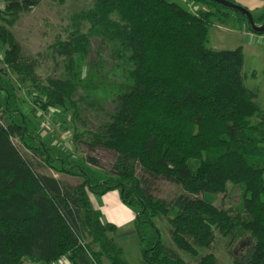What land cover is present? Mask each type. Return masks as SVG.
<instances>
[{"label": "trees", "instance_id": "obj_1", "mask_svg": "<svg viewBox=\"0 0 264 264\" xmlns=\"http://www.w3.org/2000/svg\"><path fill=\"white\" fill-rule=\"evenodd\" d=\"M45 1L2 0L0 73L10 67L20 81L35 78V57L23 53L10 28ZM187 2L208 6L220 25L230 11L252 33L237 12L209 0ZM213 15L190 12L176 0H95L67 40L52 48L71 78L47 80L34 104L41 111L73 99L74 58L88 55L92 37L111 44L123 60L127 80L114 93L107 120L85 143L90 152L113 153L115 162L99 183L81 171L73 174L82 179L76 186L39 174L50 163L47 149L26 146L30 154L22 152L14 140L29 135L23 116L18 113L23 123L0 118V264H57L63 257L71 264H127L114 226L101 221L88 199L112 191L135 215L142 264H220L213 254L198 253L215 232L245 250L233 264H264V108L244 86L241 48L208 49ZM252 18L258 24L264 14ZM11 97L0 98L1 110ZM85 161L99 167L94 158ZM156 181L181 193L171 201L157 199ZM228 184L243 190V210L219 209L209 200L225 194ZM158 218L167 222V244L158 232L147 239L142 231L156 230Z\"/></svg>", "mask_w": 264, "mask_h": 264}, {"label": "rangeland", "instance_id": "obj_2", "mask_svg": "<svg viewBox=\"0 0 264 264\" xmlns=\"http://www.w3.org/2000/svg\"><path fill=\"white\" fill-rule=\"evenodd\" d=\"M176 1L190 12L209 10L214 14L213 24L209 27L208 49L224 51L242 47L244 86L257 93V102L264 108V39L255 36L254 41L245 40L240 36L241 32L238 33L231 19L222 26L221 32L217 31L215 24L218 23L215 17L218 14L215 11L206 5L193 4L187 0ZM231 1L251 13L247 6L248 0ZM94 2L95 0H64L63 2L50 0L42 2L29 14L21 15L11 31L22 47L23 53L35 57L33 59L36 62L35 78L31 82L20 81L10 67H7L4 73L1 72L0 76L5 82L2 83L5 93L3 92L1 99L6 101V96H12L5 106V111L0 109L1 121L5 123L8 118H13L22 123L20 117L23 116L29 133L24 141L14 140L15 145L25 153H27L26 146L46 148L48 153L46 157L49 158L50 163L42 166L37 172L57 177L58 180L74 186L79 185L82 179L73 174L81 171L90 180L99 183L104 180L103 173L111 170L114 165L113 153L102 150L90 152L85 143L90 142L97 127L107 120L114 105V93L118 90V86L127 80L125 66L122 65L123 60L117 58L111 44L107 42L100 44L98 38L92 37L88 55L84 58L80 56L74 58L72 78L77 82L78 88L73 99L64 107H54L46 111L39 110L34 104L41 102L43 94L41 89L48 88L47 80L71 78L64 59L53 55L52 48L67 40L70 32L77 28V24L79 26V19L92 8ZM228 12L233 17V13ZM262 13L264 7L260 11H253L251 15L258 17ZM263 22L264 18L256 25L261 26ZM86 28L85 26L82 32H85ZM18 113L21 116H18ZM86 157L94 158L99 167L87 164ZM59 169L64 171L58 172ZM180 193L179 187L164 181H156L152 188L155 198L167 201H171ZM243 199L244 193L241 187L232 184L227 185L225 194L209 196V200L216 208H232L237 211L243 210ZM154 227L157 231L150 227L142 229L145 237L151 239L158 232L161 241L169 243L165 218L154 219ZM135 244L128 243L134 251L128 254V260L132 264H140V261L136 263L139 254L137 253L135 257V253L139 252L140 243L136 241ZM198 253L213 254L220 264H233L235 258H243L245 250L238 244L229 243L228 238L215 232L213 242L205 249H199ZM179 255L184 261H191L185 254L179 253ZM24 262L30 264L28 260Z\"/></svg>", "mask_w": 264, "mask_h": 264}, {"label": "crops", "instance_id": "obj_3", "mask_svg": "<svg viewBox=\"0 0 264 264\" xmlns=\"http://www.w3.org/2000/svg\"><path fill=\"white\" fill-rule=\"evenodd\" d=\"M248 1L249 2L247 3V6L250 8L252 14H253V11H260V10H262V7H264V0H248ZM2 10H3L2 0H0V11H2ZM27 14H29V13H27ZM263 14L264 13H262L261 15H263ZM22 15H24V14H22ZM230 19L232 20L233 23H235V28L237 29L238 33L241 32L240 36H243V38L245 40L248 41L250 39L251 41H254L253 39H255V36H258V35H254V34L248 32L246 30V27L243 24L237 23L234 17H231ZM229 20H227V22ZM14 26L12 28H10V31H11V29H14ZM215 26H216L217 31L221 32V30L223 29L222 28L223 25L215 24ZM12 34H13V32H12ZM258 37H260L261 39H264V36H258ZM240 48L243 51L242 47H240ZM2 51H3V47L0 44V52H1L0 53V70L3 69L2 68L3 67ZM213 51H216V50H213ZM0 76H1V73H0ZM0 80H1V82H0V88H1L0 89V98H2L3 92L5 93V88L2 86V83H5V82L2 78ZM22 123H23V121H22ZM54 178L57 179V177H54ZM88 199H89V202H90L92 208L95 211L100 212L101 221L104 224H110V225L114 226V228H115L114 239H115V242L118 245V247L121 249V252H122L121 258L127 264H132L128 260L129 259L128 254H130V253L132 254L134 251L132 250L131 246L128 245V243L133 242L134 245H136L135 244L136 241L139 242L138 237L136 235L135 227H134V218H135L134 213L127 206H125L122 203L118 191L108 192V193L104 194L103 196H95L92 194H88ZM138 249H139V252L135 253V257L137 255V253L139 254L138 255L139 259L136 260V263L138 261H140V264H142L141 246L140 245L138 246Z\"/></svg>", "mask_w": 264, "mask_h": 264}, {"label": "water", "instance_id": "obj_4", "mask_svg": "<svg viewBox=\"0 0 264 264\" xmlns=\"http://www.w3.org/2000/svg\"><path fill=\"white\" fill-rule=\"evenodd\" d=\"M215 4H218L226 9H229L231 11L237 12L239 14H241L242 16H244L247 20V24L249 29L252 31V33H254L255 35L258 36H262L264 35V23L261 26H257L252 18V15L250 12H248V10L237 6L235 4H233L232 2L226 1V0H209Z\"/></svg>", "mask_w": 264, "mask_h": 264}, {"label": "built area", "instance_id": "obj_5", "mask_svg": "<svg viewBox=\"0 0 264 264\" xmlns=\"http://www.w3.org/2000/svg\"><path fill=\"white\" fill-rule=\"evenodd\" d=\"M57 264H71V262L69 261L67 257H63L62 259L58 261Z\"/></svg>", "mask_w": 264, "mask_h": 264}]
</instances>
